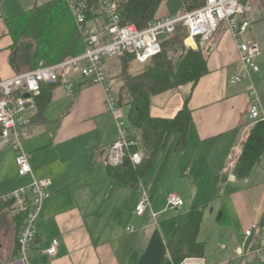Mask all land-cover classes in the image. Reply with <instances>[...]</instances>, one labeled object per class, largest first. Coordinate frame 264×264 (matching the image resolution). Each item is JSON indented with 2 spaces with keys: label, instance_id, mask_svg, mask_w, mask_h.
Instances as JSON below:
<instances>
[{
  "label": "crops",
  "instance_id": "crops-1",
  "mask_svg": "<svg viewBox=\"0 0 264 264\" xmlns=\"http://www.w3.org/2000/svg\"><path fill=\"white\" fill-rule=\"evenodd\" d=\"M170 2L163 4L158 19L184 13L183 0L179 14L178 9L171 10ZM248 3L253 9L251 36L248 38L247 33L243 40L257 42L256 31L251 28L256 22L264 23V15L258 11L263 7L260 0ZM29 7L32 8L31 4ZM17 8L23 7L11 8L7 0L2 5L0 80L32 71L19 59L12 66L13 40L6 19L22 14ZM256 16L261 18L256 20ZM202 49L208 54V74L190 97L192 122L188 146L176 155L179 160L173 167L160 168L154 164L141 179L140 184L151 200V209L142 217L135 212L139 187L133 188L108 175L107 147L119 138L120 132L105 109L103 89L79 78L75 94L63 87L54 89L43 118L34 119L32 125L22 130L34 175L51 182V196L45 201L38 221L37 239L28 252L30 264H163L170 257L168 245L182 218L193 208L203 206L207 209L198 241L206 245L208 264H264L260 258L264 257V248L260 256L255 253L264 242V154L248 179L222 181L229 163L238 164L256 125L249 118L252 85L264 110V71L257 64L264 53L256 59L260 72L252 73L251 80L233 85L231 81L240 73V53L232 33L222 25ZM114 62L111 59L104 64L110 78ZM188 92L174 89L155 96L151 116L174 118L183 108ZM172 138L174 144H167L163 153H176L178 135ZM10 160L16 163L14 153H0L1 194L31 183L30 177L10 172ZM172 181L177 188L170 191L164 185ZM192 186L197 191L219 188L221 198L217 206L210 210L209 204L202 203L205 200L197 198L190 202V209H185L188 202L182 189ZM171 194L184 200L178 211L167 209ZM222 209L226 221L220 224L218 216ZM152 213L157 215L156 219ZM22 224L23 216L12 204L0 203V264H11L17 258ZM255 224L259 230L249 238L246 255L238 258L245 231ZM54 239L60 243L58 253L49 258L46 251Z\"/></svg>",
  "mask_w": 264,
  "mask_h": 264
},
{
  "label": "built area",
  "instance_id": "built-area-1",
  "mask_svg": "<svg viewBox=\"0 0 264 264\" xmlns=\"http://www.w3.org/2000/svg\"><path fill=\"white\" fill-rule=\"evenodd\" d=\"M66 3L83 41V54L52 66H43L41 63L35 70L0 80V151L11 149L15 155L18 176L31 178V183L26 186L8 193H0V202L11 203L17 213L24 216L18 237L19 253L11 264H30L28 252L37 239L38 221L44 203L51 196V182L48 179H38L34 175L29 156L24 151L22 135V130L33 123V117L38 110L36 100L41 94L42 86L55 85L63 80V88L73 94L77 86L76 78H79L101 87L104 91L105 109L115 119L120 132L119 138L107 147L106 162L111 167H119L129 155L131 163L138 166L145 156L142 150L143 140L124 127L121 108L110 84V75L104 68L106 61L128 53L135 57L138 65H144L162 53V42L173 35L180 25L189 32L184 41L185 47L198 50L210 42L224 25L232 33L240 53V73L231 83L236 85L245 79L251 80L252 73L260 72L256 59L262 54V50L256 42L243 40L252 25L250 15L253 9L248 2L207 0L206 4L197 10L157 19L143 30H139L135 25H123L121 13L112 0H102L99 18L91 21L88 20V0H66ZM25 94H29V98H25ZM250 95L253 100L249 118L254 126L264 122V110L258 91L253 85ZM133 149L135 151L131 152ZM236 166V161L230 162L226 169L227 179L232 182L237 180ZM138 190L140 198L135 212L142 217L151 209V200L142 184ZM184 204L183 198L174 194L168 198L167 209L178 211ZM152 216L154 219L157 217L154 213ZM258 230L259 226L255 224L245 231L242 245L238 249V258L246 255L248 240ZM59 245L57 239L51 242L46 251L49 258L57 255ZM262 248L264 242L255 253L260 256ZM260 258L264 261L263 256ZM180 264L208 263L206 258L191 257L184 259Z\"/></svg>",
  "mask_w": 264,
  "mask_h": 264
},
{
  "label": "trees",
  "instance_id": "trees-1",
  "mask_svg": "<svg viewBox=\"0 0 264 264\" xmlns=\"http://www.w3.org/2000/svg\"><path fill=\"white\" fill-rule=\"evenodd\" d=\"M5 1L0 0V19L3 18L2 5ZM88 1V20H95L99 18L102 0ZM166 1L112 0L121 13L123 25H135L139 30L146 29L158 19V12ZM206 1L183 0L184 13L203 7ZM6 22L13 40V67L18 59L29 65L31 70L37 69L41 62L52 66L77 57L85 50L66 0H51L43 5L35 2L28 11L6 19ZM188 33L187 28L178 26L176 32L162 42V53L141 65L139 72L136 71L137 63L133 55L124 53L117 58L120 70L110 78L111 85L119 107L129 109V132L141 133L145 156L140 165L134 166L127 155L121 166L108 165V175L133 188L140 186L141 179L151 171L173 135H178L175 147L177 154L183 153L188 146V129L192 122L190 97L199 81L208 74L207 52L202 48L192 50L185 47ZM64 83L60 80L55 85L42 86L36 100L38 110L33 121L43 118L44 111L53 99L54 89L64 87ZM174 89L189 90L181 111L172 119L152 117L150 109L153 98ZM1 131L0 127V135ZM263 154L264 122H259L252 130L236 166L237 179H248ZM206 209L207 206L193 208L182 218L174 239L168 245L170 257L163 264H180L191 257L205 258L206 245L198 241V236ZM225 216L222 209L218 216L220 224L225 223Z\"/></svg>",
  "mask_w": 264,
  "mask_h": 264
},
{
  "label": "rangeland",
  "instance_id": "rangeland-1",
  "mask_svg": "<svg viewBox=\"0 0 264 264\" xmlns=\"http://www.w3.org/2000/svg\"><path fill=\"white\" fill-rule=\"evenodd\" d=\"M47 1H49V0H7V5H9L11 8H13V6L20 7V5H22L23 8L22 9L17 8V10H19V12L23 13V12L28 11L30 9V7H29L30 4H31V7H32L34 5L33 4L34 2H37L40 5H43ZM245 1L246 2H252L253 0H245ZM260 2H261V6L263 8L260 7L261 9H258V11L261 12L259 14H263L264 15V0H260ZM180 5H181L180 0H171L170 7H172V9L171 8L170 9L171 10L178 9V11H177V13H178L180 11V9H181ZM24 9H26V10H24ZM174 12H176V11H174ZM256 17H257L256 20L261 18L260 16H256ZM251 29H254V31H256V38H257V42L256 43L259 45L260 49L262 50V53H264V23L262 21L256 22L255 26L254 27L252 26ZM250 36H251V30H249L247 37L250 38ZM41 63H43V62H41ZM40 64H39L38 67L41 66ZM257 64L259 66H261L262 70L264 71V54H263V56L261 58H259L257 60ZM113 65L114 66H113L112 71L110 73L112 77H114L116 75V73L119 72V70H120V62H119V60L115 59V62L113 63ZM43 66H48V65L44 64ZM140 66L141 65L137 64L136 71L139 72L141 70ZM263 97H264V91H263ZM263 97L261 96L262 99H263ZM121 112H122V115H123L122 121L125 124V129L129 130L130 129L129 115H128L129 114V109L127 107H123L121 109ZM136 134H137L138 137H141V134L139 132H137ZM173 144H174V142H173V138H172V139H170L168 145L172 146ZM27 149H28L27 145L24 142V151L26 153H27ZM142 149H143V146H142ZM0 153L2 155L3 154L4 155L5 154L9 155V154L14 153V152L11 149H5V150L0 151ZM176 155H177V153H168V152L163 153V152H161L159 154V156L157 157L156 161L154 162V164H155V166H158L160 168L161 167H166V166H172L173 167V164L176 163L175 161L179 160V158H175V157H177ZM160 158H161V160H160ZM16 167H17L16 163H14V162H12V160H10L8 169L10 170V172L12 174H14V173L16 174V172L18 173V169H16ZM11 176H14V175H11ZM13 182H14V180H13ZM174 183H173V181L169 182V183L166 182L164 186L167 187V189H170V191H172L173 188H177V187H175ZM182 190H183L182 191V196L184 197L186 202H188L187 207L185 209H190L192 207L190 205L191 204L190 202L193 201L194 199L198 198L199 200H205L202 203L209 204V209L212 210L213 208H215L217 206L218 201L221 198V195H220V191L221 190L219 188L216 189V190H214V188H213V189H207V190L200 189L199 191H197L195 189V187L192 186L190 189L183 188ZM171 195H174V194H171ZM185 209H182V212ZM166 215H172L173 217H177L178 216L175 213H168ZM214 248H215V245H214Z\"/></svg>",
  "mask_w": 264,
  "mask_h": 264
},
{
  "label": "water",
  "instance_id": "water-1",
  "mask_svg": "<svg viewBox=\"0 0 264 264\" xmlns=\"http://www.w3.org/2000/svg\"><path fill=\"white\" fill-rule=\"evenodd\" d=\"M29 96H30L29 94H25V95H24L25 98H29ZM222 181H223L224 183H226V181H227V176H226V175L223 177V180H222Z\"/></svg>",
  "mask_w": 264,
  "mask_h": 264
}]
</instances>
